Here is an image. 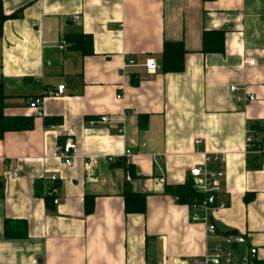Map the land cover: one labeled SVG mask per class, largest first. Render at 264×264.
I'll use <instances>...</instances> for the list:
<instances>
[{"label": "crops", "instance_id": "0c3cea01", "mask_svg": "<svg viewBox=\"0 0 264 264\" xmlns=\"http://www.w3.org/2000/svg\"><path fill=\"white\" fill-rule=\"evenodd\" d=\"M1 3L9 15L0 35L1 111L33 116V125L0 138V264H194L215 243L235 259L255 248L264 261V152L256 157L246 145L256 137L251 124L264 125V0ZM205 29L225 31L223 53L201 51ZM76 34L92 36L91 53L68 39ZM165 40L184 43L182 72H161ZM60 84L64 91L50 94ZM34 97L39 111L29 106ZM68 136L72 165L55 152ZM206 155L208 168L224 171L226 205L214 223L244 242L208 234L165 191ZM127 184L146 193L144 212H125ZM5 219H24L27 235L5 237Z\"/></svg>", "mask_w": 264, "mask_h": 264}, {"label": "trees", "instance_id": "16d2710c", "mask_svg": "<svg viewBox=\"0 0 264 264\" xmlns=\"http://www.w3.org/2000/svg\"><path fill=\"white\" fill-rule=\"evenodd\" d=\"M9 17L4 13L2 3L0 0V35L2 33L3 22ZM73 45L82 54H88L92 51V36L89 34H76L68 37ZM225 50V31L222 29L203 30L202 32V46L201 51L204 53H223ZM187 50L182 41H168L163 42L162 51L160 54L159 67L162 73L168 72H182L185 69V55ZM3 95L0 90V138L9 130H25L33 125V116H6L1 111V102ZM58 119V118H57ZM57 119H47L45 123H51ZM255 131V138L252 140V145L249 151L257 154L264 152V125L259 123H252L249 127ZM257 133V135H256ZM259 136V137H258ZM260 151V152H258ZM253 166V165H252ZM257 166V165H255ZM131 176H135V171L128 165ZM41 192V188L38 189ZM165 191L172 193L177 197V200L183 204H190L198 197L197 193L192 187L190 178H187L183 184L166 186ZM125 212H144L146 206V193L132 191L127 184L123 193ZM87 197V198H86ZM86 212L88 213L92 208L91 198L86 196ZM49 202L53 203L51 196L45 197ZM14 223H19L18 228ZM5 237H23L27 235V227L24 219H5L4 222ZM252 264H264V261L254 260Z\"/></svg>", "mask_w": 264, "mask_h": 264}, {"label": "built area", "instance_id": "2783aa9c", "mask_svg": "<svg viewBox=\"0 0 264 264\" xmlns=\"http://www.w3.org/2000/svg\"><path fill=\"white\" fill-rule=\"evenodd\" d=\"M78 18V15L74 16ZM65 46V42L59 44V47L63 48ZM133 60L129 59L126 62H123V66L128 64H132ZM145 66L148 72H155L159 67L157 62L152 57H147L145 59ZM65 89L64 84H60L57 86L55 91H49L50 94H61ZM239 87L237 85H231L230 91L233 93L238 92ZM241 97H237L239 100ZM244 99H254L253 95H246ZM42 103V99L40 97H34L29 101V106L36 110H40V106ZM101 122H105L108 120V117L102 115L99 119ZM91 124H96L97 120L91 119ZM252 137L251 135H247L246 137V145L247 150L248 147L252 145ZM55 152L57 153V157L63 161L66 165H72L73 160L77 156V148L75 145L74 138L72 136H68L63 144H60L56 147ZM125 155H130V150L126 149ZM212 159L211 156H204V160L200 165L192 166L188 169V174L192 187L197 193L198 197L195 198L190 204H186L190 209V219L194 222H201L205 224L206 230L208 234L215 233V224L210 220L214 212L219 209L225 207L226 203L222 199H220V193L222 190L221 187V179L224 175V171L222 169H210L206 166V161ZM13 176L16 175V168H13L11 171ZM56 178L54 175L51 179ZM162 181V179L160 180ZM53 203H57L58 199H52ZM222 241L224 242H244L245 238L242 236L236 235H228L222 237ZM256 249L251 248L249 251L240 256V258L235 259L233 256L232 250H225L222 248L221 243H215L210 252L205 253L202 258L194 260V264H218L222 261H225L228 264H252L255 260ZM29 264H40L37 257L31 259Z\"/></svg>", "mask_w": 264, "mask_h": 264}, {"label": "water", "instance_id": "95a60500", "mask_svg": "<svg viewBox=\"0 0 264 264\" xmlns=\"http://www.w3.org/2000/svg\"><path fill=\"white\" fill-rule=\"evenodd\" d=\"M211 221L214 223V219L213 218H211ZM215 227H216L215 228V233L217 235L222 236V237H225V236L232 235V234H235L236 233V230H234V229L229 230V231H222L219 227H217V225H215Z\"/></svg>", "mask_w": 264, "mask_h": 264}]
</instances>
